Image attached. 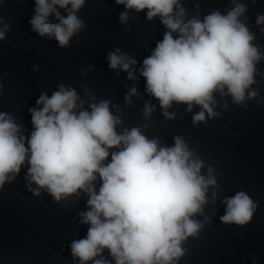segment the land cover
Listing matches in <instances>:
<instances>
[{
	"label": "clouds",
	"instance_id": "obj_1",
	"mask_svg": "<svg viewBox=\"0 0 264 264\" xmlns=\"http://www.w3.org/2000/svg\"><path fill=\"white\" fill-rule=\"evenodd\" d=\"M34 2L32 31L54 38L62 48L86 26L77 15L86 0ZM231 2L226 13L212 10L201 19L186 18L180 0H115L125 8L119 14L121 23L127 24L130 12H146L149 21L159 18L166 31L139 69L133 68L137 61L119 48L108 53V67L117 75L126 72L132 81L139 71L146 92L169 120L175 118L168 111L174 103L187 105L188 112L200 108L192 117L194 124L217 116V93L243 105L258 95L252 85L264 55L253 43L255 34L240 19L246 6ZM256 24L264 25V15H258ZM0 25L4 40L11 25L2 18ZM84 91L87 102L64 84L51 96L41 93L37 107L29 109V136L22 134L14 117L0 112V187L27 166L25 179L36 185L29 187L36 196L44 190L59 203L86 195V210L79 217L88 226L87 234L70 244L79 264H178L185 255L184 242L209 222L205 206L215 204L220 188L215 170L180 135L167 146L143 133L146 124L118 130L123 121L112 111L118 106L107 99L97 102ZM137 95V88H130L125 103L131 104ZM154 111L150 101L145 103L144 119ZM221 203L226 207L220 220L228 225H246L257 207L244 191ZM198 216H204L203 222Z\"/></svg>",
	"mask_w": 264,
	"mask_h": 264
}]
</instances>
